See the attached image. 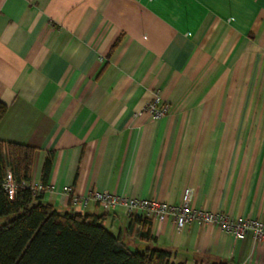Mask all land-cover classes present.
<instances>
[{
  "label": "crops",
  "instance_id": "obj_1",
  "mask_svg": "<svg viewBox=\"0 0 264 264\" xmlns=\"http://www.w3.org/2000/svg\"><path fill=\"white\" fill-rule=\"evenodd\" d=\"M159 93L167 114L145 107ZM0 141L34 147L59 213L102 217L175 263L264 264V248L194 222L136 224L72 197L106 192L264 223V0H0ZM68 191V194L65 192ZM148 234V238L142 235Z\"/></svg>",
  "mask_w": 264,
  "mask_h": 264
},
{
  "label": "trees",
  "instance_id": "obj_2",
  "mask_svg": "<svg viewBox=\"0 0 264 264\" xmlns=\"http://www.w3.org/2000/svg\"><path fill=\"white\" fill-rule=\"evenodd\" d=\"M6 106L0 102V121ZM36 149L31 146L0 141V264H183L175 263L167 250L146 247L139 251L124 243L122 236L112 235L102 217L59 213L43 203V194L34 196L19 188L13 200L3 190L6 172L16 185L29 182ZM50 160L42 167V184L48 175ZM136 224L144 227L147 219L133 216L128 234ZM148 238V234L142 238ZM212 264H229L214 262Z\"/></svg>",
  "mask_w": 264,
  "mask_h": 264
},
{
  "label": "built area",
  "instance_id": "obj_3",
  "mask_svg": "<svg viewBox=\"0 0 264 264\" xmlns=\"http://www.w3.org/2000/svg\"><path fill=\"white\" fill-rule=\"evenodd\" d=\"M168 106L162 103L160 94L157 93L152 101L146 105L145 111L153 119H161L167 114ZM3 190L9 200H13L19 188L28 189L34 196L44 194L46 187L39 181L31 180L22 182L19 186L14 182L9 171L3 182ZM68 189L65 191L68 194ZM190 190H186L183 200L179 205H170L152 199H138L122 197L110 193L92 192L88 197L80 199L72 197L74 204L85 208L88 201L95 203L104 213H109L116 208H122L127 214H140L147 220L155 219L164 221L171 218L175 225L176 233H181L187 226L194 222L202 223L220 229L222 232L236 238L251 237L261 248H264V223L255 219H235L218 211L193 209L189 206Z\"/></svg>",
  "mask_w": 264,
  "mask_h": 264
},
{
  "label": "rangeland",
  "instance_id": "obj_4",
  "mask_svg": "<svg viewBox=\"0 0 264 264\" xmlns=\"http://www.w3.org/2000/svg\"><path fill=\"white\" fill-rule=\"evenodd\" d=\"M3 222H4V220H1V219H0V224L3 223Z\"/></svg>",
  "mask_w": 264,
  "mask_h": 264
}]
</instances>
